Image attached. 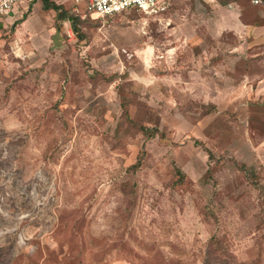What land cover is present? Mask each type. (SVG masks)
Returning a JSON list of instances; mask_svg holds the SVG:
<instances>
[{"label":"rangeland","instance_id":"obj_1","mask_svg":"<svg viewBox=\"0 0 264 264\" xmlns=\"http://www.w3.org/2000/svg\"><path fill=\"white\" fill-rule=\"evenodd\" d=\"M64 1L0 27V264H264V0Z\"/></svg>","mask_w":264,"mask_h":264},{"label":"built area","instance_id":"obj_2","mask_svg":"<svg viewBox=\"0 0 264 264\" xmlns=\"http://www.w3.org/2000/svg\"><path fill=\"white\" fill-rule=\"evenodd\" d=\"M34 0H0V24L19 4L31 3ZM83 3L86 13L99 18L121 14L122 12H141L145 15H161L169 7V0H77ZM258 4L259 0H253Z\"/></svg>","mask_w":264,"mask_h":264},{"label":"trees","instance_id":"obj_3","mask_svg":"<svg viewBox=\"0 0 264 264\" xmlns=\"http://www.w3.org/2000/svg\"><path fill=\"white\" fill-rule=\"evenodd\" d=\"M42 1V7L45 10H54L56 12V21L57 23V28L59 29L61 23L63 21H69L71 23V27H72V31L76 34V36L78 38H82V31H81V26H85L86 22H83V20L79 19L78 16L76 15H70L69 13H67L65 10H63L62 6H58L56 5L54 2L50 1V0H41ZM136 12V11H134ZM122 13H127V12H122ZM121 13V14H122ZM141 13V12H138ZM87 15L89 16V14L87 13ZM162 15V14H161ZM115 16V15H112ZM105 17H111V16H105ZM103 17V18H105ZM98 19V18H97ZM92 20L91 23H95L97 24L99 21L98 20ZM101 77L104 78L105 82L108 84H114L116 82L117 79L121 78V79H125V77H127V74L124 75H120L118 77H105L104 75H101ZM116 85V84H115ZM121 83H117V88H120ZM130 104L128 99L123 98V101L121 102L120 106H121V111H122V115L125 117V119L131 123L132 125H134L135 127H137V129H139L142 134L145 136V140L154 138L156 136V134H158V128L157 125L154 124L153 127H146L144 125H142L139 122H136V120H132L129 119L126 114L127 112L124 111V106ZM142 152L144 153V149H141ZM142 161L138 159V161H136V163L134 165L131 166L132 170H136L137 168H139L141 166ZM176 177V178H175ZM174 184L178 185V186H182L185 185L187 180L184 179V176L181 175V173H176V175L174 176ZM184 183V184H183Z\"/></svg>","mask_w":264,"mask_h":264},{"label":"crops","instance_id":"obj_4","mask_svg":"<svg viewBox=\"0 0 264 264\" xmlns=\"http://www.w3.org/2000/svg\"><path fill=\"white\" fill-rule=\"evenodd\" d=\"M35 2H34V4H33V6H34V8L35 9H38L40 6H41V8L43 9V7H42V1L41 0H34ZM50 1H52V2H54L56 5H58V6H62L63 7V2H65L64 0H50ZM25 4H27V3H25ZM19 6V5H18ZM17 6V7H18ZM39 6V7H38ZM17 7H15L14 8V10L12 11V12H10L7 16L9 17V15H10V17H11V15L12 14H15V13H17L18 12V8ZM40 9V8H39ZM42 11H45V12H50V11H53L54 12V14H55V16H56V12L54 11V10H45V9H43ZM84 11H85V9H84ZM34 16H36L35 15V11L33 12V13H31L29 16H28V18H27V20H25V16L22 18V21H30L29 19H34ZM5 17V16H4ZM4 17L2 18V20H1V24H0V27L1 26H3L4 24L2 23V21H3V19H4ZM96 18H98L97 16H96Z\"/></svg>","mask_w":264,"mask_h":264}]
</instances>
